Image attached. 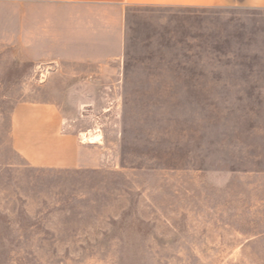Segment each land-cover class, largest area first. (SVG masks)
<instances>
[{
  "label": "rangeland",
  "instance_id": "374dc122",
  "mask_svg": "<svg viewBox=\"0 0 264 264\" xmlns=\"http://www.w3.org/2000/svg\"><path fill=\"white\" fill-rule=\"evenodd\" d=\"M51 103L73 169L11 146ZM0 264H264V10L130 6L98 64L0 53Z\"/></svg>",
  "mask_w": 264,
  "mask_h": 264
},
{
  "label": "crops",
  "instance_id": "0c3cea01",
  "mask_svg": "<svg viewBox=\"0 0 264 264\" xmlns=\"http://www.w3.org/2000/svg\"><path fill=\"white\" fill-rule=\"evenodd\" d=\"M130 6L264 10V0H0V53L43 56L45 62L98 64L124 47ZM12 149L34 168L73 169L83 144L65 132L51 103H19L11 113Z\"/></svg>",
  "mask_w": 264,
  "mask_h": 264
}]
</instances>
